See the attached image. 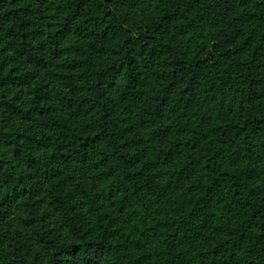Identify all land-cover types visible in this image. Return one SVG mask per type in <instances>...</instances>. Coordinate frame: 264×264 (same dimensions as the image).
Instances as JSON below:
<instances>
[{
	"label": "trees",
	"instance_id": "obj_1",
	"mask_svg": "<svg viewBox=\"0 0 264 264\" xmlns=\"http://www.w3.org/2000/svg\"><path fill=\"white\" fill-rule=\"evenodd\" d=\"M47 1L0 0V47L6 55L20 53L35 70L19 83L36 81L47 64L44 43L32 45L33 23ZM50 4L63 29L58 33L76 26L94 34L109 57L74 60L80 74L70 96L53 98L40 84L23 113L6 100L0 74V105L14 124L20 118L29 123L28 132L4 135L22 171L0 167V264H38L10 243L4 210L26 197V175L45 179L58 158L96 173L106 198L120 209L149 211L153 194L193 180L187 207L177 214L185 235L204 245L185 248L172 235L152 232L161 264H264V0ZM145 69L150 85L142 92ZM115 106L137 112L156 143L153 157L167 170L154 172L149 152L144 160ZM65 249L75 264H121L104 234Z\"/></svg>",
	"mask_w": 264,
	"mask_h": 264
},
{
	"label": "rangeland",
	"instance_id": "obj_2",
	"mask_svg": "<svg viewBox=\"0 0 264 264\" xmlns=\"http://www.w3.org/2000/svg\"><path fill=\"white\" fill-rule=\"evenodd\" d=\"M51 1L48 0L38 12L32 27V45L38 48L40 42L44 43L45 58H48L45 68L39 69L36 81L19 83V77L26 72L31 75L34 68L26 65L25 57L20 53L13 51L6 55L0 47L2 89L6 100H11L22 113L30 102L32 88L40 84L53 98L59 94L70 96L80 74L72 69L74 60L92 58L97 61L109 57L108 47L94 39V34L82 33L76 26L71 27L67 34L58 33L63 29L57 25V11ZM136 54H139V49ZM143 58L140 54L137 57L140 62ZM141 72L143 82L140 89L144 92L150 85V78L147 69ZM114 110L119 123L128 129L137 150H144V160L148 162V152L152 154L153 171L162 173L167 170L168 166L162 159L153 157L156 143L149 140L148 128L141 126L137 112L120 106H115ZM28 125L23 118L14 124L9 119L8 110L0 105V167L15 166L16 172L22 171L13 149L5 145L4 135L22 129L28 132ZM53 161L48 165L45 179L26 175V197H21L17 206L4 210L5 230L10 243L17 242L29 262L75 264V255L65 248L89 243L103 234L115 245L114 251L121 264H161L156 254L158 250L152 242V232H160L162 238L169 240L172 235L179 245L185 243V248L204 245L202 239L194 243L191 237L189 239L190 235H185L188 229L184 230L182 218L177 214L178 210L187 207L185 196L192 192L188 188L193 180L170 187L160 196L153 194L149 198V211L145 207L136 211L120 209L115 201L106 198L104 185L96 173L71 168L60 158ZM25 173L31 174V171L25 169ZM160 181L162 184L166 182L165 179ZM82 252L86 255L88 250ZM84 264L93 263L88 259Z\"/></svg>",
	"mask_w": 264,
	"mask_h": 264
}]
</instances>
